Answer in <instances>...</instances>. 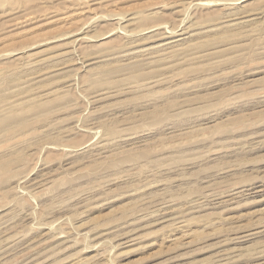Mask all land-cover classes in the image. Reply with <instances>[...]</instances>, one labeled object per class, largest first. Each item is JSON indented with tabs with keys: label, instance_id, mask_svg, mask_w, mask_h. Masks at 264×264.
Listing matches in <instances>:
<instances>
[{
	"label": "rangeland",
	"instance_id": "obj_1",
	"mask_svg": "<svg viewBox=\"0 0 264 264\" xmlns=\"http://www.w3.org/2000/svg\"><path fill=\"white\" fill-rule=\"evenodd\" d=\"M1 78L0 264H264V0H0Z\"/></svg>",
	"mask_w": 264,
	"mask_h": 264
},
{
	"label": "bare ground",
	"instance_id": "obj_2",
	"mask_svg": "<svg viewBox=\"0 0 264 264\" xmlns=\"http://www.w3.org/2000/svg\"><path fill=\"white\" fill-rule=\"evenodd\" d=\"M194 1H195V0H194ZM240 1H242V0H240ZM229 2H230V1H229ZM231 3L234 4V2H231ZM231 3H230V4H231ZM230 4H229V5H230ZM236 5H237V4H236ZM227 6H228V5H227ZM240 10H241V9H240ZM243 12H244V11H243ZM231 13H232V12H231ZM261 13H262V12H261ZM237 14H238V13H237ZM241 14H242V13H241ZM241 14H240V15H241ZM243 14H244V13H243ZM243 14H242V15H243ZM235 15H236V14H235ZM226 16H227V18H228V15H226ZM229 16H230V15H229ZM231 16H232V15H231ZM248 16H249V15H248ZM139 17H140V16H139ZM139 17H137V18L139 19ZM223 17H225V16L223 15ZM234 17H235V16H233V18H234ZM236 17H237V15H236ZM241 17H242V16H241ZM241 17H240V18H241ZM243 17H245V16L243 15ZM131 18H132V17H131ZM131 18H130V19H131ZM221 18H222V17H221ZM252 18H253V17H252ZM252 18L250 17V18H247L248 20H246V19L241 20V22H239V23L237 24L238 27H239V28H243V27L245 28V27L249 24V21H250ZM138 19H137L136 21H138ZM219 19H220V18H219ZM231 19H232V18H231ZM235 19H236V18H235ZM235 19H234V20H235ZM131 20H133V18H132ZM223 20L225 21V19H223ZM229 20H230V19H229ZM236 20H237V19H236ZM253 20H254V19H253ZM231 21H232V20H231ZM238 21H240V20L238 19ZM232 22H233V21H232ZM250 22H251V21H250ZM216 23H217V22H216ZM227 23H228V20H227ZM230 23H231V22H230ZM251 23H252V22H251ZM197 24H198V23H196V25H197ZM218 24H219V22H218ZM233 24H234V23H233ZM253 24H254V23H253ZM220 25H223V24L221 23ZM220 25H219V27L221 28ZM224 25H225V24H224ZM227 25H228V24H227ZM235 25H236V24H235ZM249 25H250V24H249ZM216 26H218V25H216ZM228 26H230V24H229ZM192 27H193V26H192ZM192 27H191V28H192ZM201 27H202V26H201ZM219 27H218V28H219ZM225 27H226V26H225ZM233 27H234V26H233ZM233 27H232V28H233ZM194 28H195V27H194ZM239 28H238V29H239ZM246 28H247V27H246ZM186 29H187V28H186ZM188 29H189V28H188ZM192 29H193V28H192ZM228 29H229V28H228ZM230 29H231V27H230ZM233 29H234V28H233ZM235 29H236V28H235ZM189 30H190V29H189ZM198 30H199V29H198ZM200 30H201V28H200ZM203 30H204V29H203ZM242 30H244V29H241V31H242ZM175 31H176V30H175ZM182 31H184V30H182ZM220 31H221V29H220ZM227 31H228V30H227ZM231 31H232V30H231ZM180 32H181V31H180ZM184 32H186V31H184ZM194 32H195V31H193V33H194ZM199 32H200V31H199ZM201 32H202V31H201ZM238 32H239V31H238ZM171 33H172V32H171ZM178 33H179V32H178ZM178 33H177V34H178ZM189 33H190V32H189ZM184 34H185V33H184ZM187 34H188V33H187ZM198 34H200V33H198ZM203 34H204V33H203ZM136 35H137V34H136ZM179 35H180V34H179ZM190 35H191V34H190ZM192 35H193V34H192ZM192 35H191V36H192ZM200 35H202V34H200ZM73 36H74V35H73ZM173 36H174V35H173ZM182 36H183V35H182ZM182 36H181V38L183 39ZM191 36H189V37H191ZM197 36H198V35H196V37H197ZM205 36H206V35H205ZM205 36H204V37H205ZM69 37H70V36H69ZM160 37H161V36H160ZM165 37H166V36H165ZM167 37H168V36H167ZM186 37H187V36H186ZM189 37H188V38H189ZM198 38H199V36H198ZM177 39H179V38H177ZM193 39H194V38H193ZM195 39H196V38H195ZM169 40H170V38H169ZM184 40H185V39H184ZM188 40H189V39H188ZM199 40H200L199 42H201V44H203V43L206 42V41H205V40H206L205 38H203V39H202V38H201V39L199 38ZM167 41H168V40H167ZM167 41H166V42H167ZM172 41H173V40H172ZM208 41H209V40H208ZM164 42H165V40H164ZM166 42H165V43H166ZM173 42H174V41H173ZM173 42H172V43H173ZM178 42H179V41H178ZM183 42H184V41H183ZM189 42H190V40H189ZM162 43H163V41H162ZM175 43H176V42H175ZM175 43H173V44H175ZM192 43H193V41H192ZM133 44H134V43H133ZM135 44H136V43H135ZM153 44H154V43H153ZM160 44H161V43H160ZM185 44H187V43L185 42ZM158 45H159V44H158ZM169 45H170V44H169ZM182 45H183V43H182ZM195 45H196V44H195ZM204 45H205V44H204ZM161 46H163V45H161ZM165 46H167V45H165ZM165 46H163V47H165ZM126 47H127V45H126ZM154 47H155V46H154ZM158 47H159V46H158ZM158 47H155V48H158ZM168 47H169V46H168ZM177 47L180 48L179 45H178ZM189 47H192V46H191V45H189V46L187 45L186 49L189 48ZM149 48H152V47H149ZM165 48H166V47H165ZM169 48H171V47H169ZM172 48H173V50H172ZM172 48H171L172 52H173V51L176 52V51L178 50V49L176 50L174 47H172ZM192 48H193V47H192ZM144 49L146 50V48H144ZM158 49H159V48H158ZM190 49H191V48H189V50H190ZM193 49H195V48H193ZM193 49H192V51H193ZM147 50H148V49H147ZM150 50H152V52H153V49H150ZM155 50H156V49H155ZM163 50H164V49H163ZM180 50H181V49H180ZM180 50H178V51H180ZM136 51H138V50H135L134 52L136 53ZM139 51H140V50H139ZM141 51H142V50H141ZM156 51H157V53H158V50H156ZM159 51H162V49L159 50ZM167 51H168V50H167ZM178 51H177V52H178ZM128 52H129V51H128ZM163 52H165V50H164ZM174 52H173V53H174ZM177 52H176V53H177ZM130 53H131V52H130ZM143 53H145V52H143ZM154 53H155V52H154ZM159 53H160V52H159ZM159 53H158V54H159ZM173 53H171V54H173ZM162 54H163V53H162ZM171 54L168 53L167 55H171ZM63 55H64V54H63ZM130 55H131V54H130ZM135 55H136V54H135ZM167 55H166V56H167ZM125 56H126V55H125ZM137 56H138V55H137ZM161 56H162V55H161ZM166 56H164V57H166ZM174 56H175V55H174ZM53 57H54V56H53ZM93 57H94V56H93ZM132 57H133V55H132ZM135 57H136V56H135ZM162 57H163V56H162ZM162 57H160V59H162ZM164 57H163V58H164ZM48 58H49V57H48ZM48 58H47V59H48ZM51 58H52V57H51ZM54 58H56V57H54ZM104 58H105V57H104ZM170 58H171V57H170ZM44 59H45V58H44ZM160 59H159V60H160ZM48 60H49V59H48ZM138 60H140V59H138ZM152 60H153V59H152ZM42 61H43V60H42ZM44 61H45V60H44ZM44 61H43V62H44ZM51 61H52V60H51ZM40 62H41V61H40ZM43 62H42V63H43ZM134 62H135V61H134ZM94 63H95V62H94ZM136 63H137V62H136ZM136 63H135V64H136ZM140 63H142V62H140ZM140 63L138 62V64H137L138 66H137V65H136V66L139 67V64H140ZM34 64H36V63H34ZM34 64H33V65H34ZM45 64H46V63H45ZM45 64H43V66H44ZM47 64H48V63H47ZM47 64H46V65H47ZM131 64H133V63H131ZM131 64H130V65H131ZM33 65H32V66H33ZM40 65H42V64H40ZM40 65H39V66H40ZM46 65L44 66V68L47 67ZM87 65H88V64H87ZM90 65H91V64H90ZM39 66H36L37 68L34 69V70H40ZM40 67H41V66H40ZM89 67H90V66H89ZM89 67H88V68H89ZM134 67H135V66H134ZM33 68H34V66H33ZM42 68H43V67H42ZM117 68H118V67H117ZM91 69H92V68H91ZM111 69H112V68L109 69V67H105V66H103V67H101V70L97 71V73L101 71V72H104V73L108 74L109 72H111V71H110ZM134 70H135V69H134ZM93 71H94V70H93ZM137 72H138V71H137ZM91 74H92V73H91ZM109 75H110V74H108V76H109ZM100 76H102V75H100ZM104 76H105V75H104ZM106 76H107V75H106ZM140 77H141V76H140ZM101 78H102V77H101ZM109 78H110V77H109ZM109 78L106 77V79H109ZM0 80H2V78H1ZM3 80H4V78H3ZM99 80H100V79H99ZM104 80H105V79H104ZM2 82H6V81H1L0 83H2ZM2 84H3V83H2ZM101 96H102V95H101ZM2 98H3V97H2ZM0 100H1V97H0ZM28 105H29V104H28ZM31 105H33V104H31ZM34 105H35V104H34ZM29 106H30V105H29ZM24 107H25V106H24ZM24 107H23V108H24ZM41 107H42V106H41ZM25 108H26V107H25ZM25 108H24V109H25ZM29 108H30V107H29ZM33 108H34V107H33ZM33 108H32V109H33ZM42 110H43V109H42ZM21 111H22V110H21ZM11 112H12V111H11ZM9 113H10V112H9ZM6 114H7V113H6ZM243 116H244V114H243ZM245 116H246V115H245ZM249 116H250V115H249ZM23 119H24V118H23ZM17 123H19V119L15 118V117H5V118L1 119V121H0V130L9 129L10 127L14 126V125L17 124ZM261 140H262V139H261ZM257 142L259 143V141H257ZM261 142H262V141H261ZM255 150H256V149H255ZM9 162H10V161H6V162H3V163H0V170L5 169V165L8 164ZM39 184H40V183H39ZM214 186H215V184H214ZM245 189H246V188H245ZM257 194H258V193H257ZM237 239H238V238H237Z\"/></svg>",
	"mask_w": 264,
	"mask_h": 264
}]
</instances>
